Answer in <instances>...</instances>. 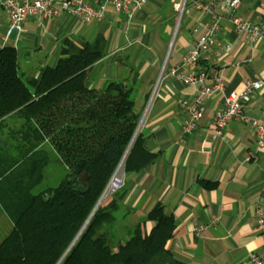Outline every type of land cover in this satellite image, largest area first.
Listing matches in <instances>:
<instances>
[{"label":"crops","instance_id":"0c3cea01","mask_svg":"<svg viewBox=\"0 0 264 264\" xmlns=\"http://www.w3.org/2000/svg\"><path fill=\"white\" fill-rule=\"evenodd\" d=\"M102 1L88 0L95 7ZM192 1L145 0L130 18L107 8L101 21L88 24L65 14L48 21L31 18L20 37L15 32L6 36L8 18L0 7V50L15 49L17 73L23 80H37L45 68L55 67L64 40L79 44L101 37L105 41L103 57L86 73L85 90L75 95L77 105L63 108L61 115L53 113L54 104L36 114L18 110L0 120V172L16 168L29 154L43 150L48 163L34 190L48 187L45 170L53 158L59 160L49 137L85 107L106 81L138 68L143 84L134 110L140 116L147 110L138 132L156 159L139 173L122 172L121 203L126 215L121 224L145 223L149 232L152 223L146 216L160 204L174 221L175 230L165 248L178 262L248 264L251 254H264V234L255 225L256 210L264 209V153L255 160L250 157L255 137L247 126L232 121L214 139L211 122L224 94L239 91L247 78L264 81V42L250 43L235 33L226 20L227 11L216 9L222 16L220 30L215 43L200 53V62L213 71L222 70L224 93L205 98L198 127L183 136L181 123L187 115L177 101H191L195 89L180 83L171 72L212 22ZM236 14L260 24L264 33V11L253 0H240ZM211 83L210 76L205 84ZM245 113L264 120V85ZM41 159L38 155L40 163ZM0 210L6 216L1 206ZM7 222L10 229L11 222Z\"/></svg>","mask_w":264,"mask_h":264},{"label":"trees","instance_id":"16d2710c","mask_svg":"<svg viewBox=\"0 0 264 264\" xmlns=\"http://www.w3.org/2000/svg\"><path fill=\"white\" fill-rule=\"evenodd\" d=\"M104 46L101 37L79 44L64 40L55 67L45 68L37 80H23L17 73L15 49L2 48L0 120L18 110L36 114L83 92L86 73L103 57ZM142 79L135 68L106 81L49 137L66 167L56 186L34 190L48 163L43 150L0 172V206L11 222L0 242V264H181L165 248L175 225L163 206L156 205L147 214L152 227L146 232L145 223L119 224L126 215L123 188L100 200L127 149L124 174L139 173L156 159L141 132L129 147L140 118L134 105Z\"/></svg>","mask_w":264,"mask_h":264},{"label":"built area","instance_id":"2783aa9c","mask_svg":"<svg viewBox=\"0 0 264 264\" xmlns=\"http://www.w3.org/2000/svg\"><path fill=\"white\" fill-rule=\"evenodd\" d=\"M258 9L264 11V0H253ZM145 0H103L96 7L88 0H0V7L8 18L6 36L15 32L17 37L24 32L23 25L28 19L48 21L62 14L68 15L74 20L88 24L101 21L107 8L126 17H132L142 6ZM193 7L206 13L212 18V22L206 27L205 32L194 43L192 49L182 57L179 65L171 74L180 83L195 89L191 101L179 100L177 105L186 113L181 123V133L186 135L194 131L204 115V100L216 93H224V77L222 70L202 66L200 53L207 50L215 43V38L220 30L219 21L222 16L216 11H227L226 20L231 24L237 34H242L250 43L264 42V33L260 24L244 20L236 11L240 0H193ZM212 77V83L206 85L207 78ZM264 85V81L257 78H247L243 81L239 91L223 95L221 107L214 113L211 122V134L214 139L222 136L225 126L236 121L251 129L255 137V150L250 155L257 159L260 153H264V120L250 117L245 113L246 106L251 102L253 95ZM123 171L119 165L113 172L102 195L111 194L123 187ZM212 221L211 224H214ZM256 229L264 234V209L258 208L255 217ZM201 228L194 229L196 235ZM248 264H264V254H251Z\"/></svg>","mask_w":264,"mask_h":264},{"label":"rangeland","instance_id":"374dc122","mask_svg":"<svg viewBox=\"0 0 264 264\" xmlns=\"http://www.w3.org/2000/svg\"><path fill=\"white\" fill-rule=\"evenodd\" d=\"M180 9H181V7L179 8V10ZM154 94H155V92H154ZM75 95L76 94H70V95L66 96V98H63V99L59 100L58 102H56L55 105L53 106V113L54 114L59 113L61 115L64 112L63 108H66V110H69L70 107L77 105L78 101H76L77 98ZM146 111L147 110H144V112L142 113V115L139 118L138 125L136 128V129H138V131H139V128L142 124V121L145 117ZM138 131H137L136 135L138 134ZM122 171H123V166H122ZM64 173L66 174V167L63 166V164L60 160H58L57 158H53L51 163H49V165L47 166V169L45 170L46 183L49 186H56L58 184V181L55 182L56 177L59 178V180H61ZM123 187H124V185H123ZM109 195L110 194L102 195L101 201H104ZM7 221H8V219L3 214V212L0 210V242L3 240V238L10 231V229H7L8 228V222ZM121 223H122V221H120L119 224H121ZM104 229L107 230V228H104ZM119 230L121 231L122 228L119 227Z\"/></svg>","mask_w":264,"mask_h":264},{"label":"water","instance_id":"95a60500","mask_svg":"<svg viewBox=\"0 0 264 264\" xmlns=\"http://www.w3.org/2000/svg\"><path fill=\"white\" fill-rule=\"evenodd\" d=\"M137 131H138V129H136V131H135V133H134V136H133V138H132V140H131V142H130V144H129V147H130V145L132 144V142H133V140H134V137L136 136ZM129 147H128V148H129ZM127 151H128V149L126 150V152H125V154H124V156H123V158H122V160H121V162H120V164H119V167H120L121 170H122V166H123V160H124V158H125V155H126ZM101 199H102V198H100V200H101ZM99 203H100V201L97 203V205H96L95 208L93 209V211H92V213H91L90 216H92V214H93L94 211L96 210V208H97V206L99 205Z\"/></svg>","mask_w":264,"mask_h":264}]
</instances>
